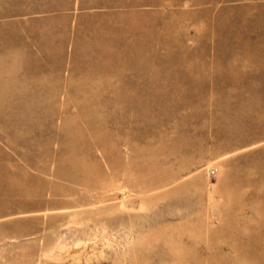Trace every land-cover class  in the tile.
Masks as SVG:
<instances>
[{
	"label": "rangeland",
	"instance_id": "rangeland-1",
	"mask_svg": "<svg viewBox=\"0 0 264 264\" xmlns=\"http://www.w3.org/2000/svg\"><path fill=\"white\" fill-rule=\"evenodd\" d=\"M0 264H264V0H0Z\"/></svg>",
	"mask_w": 264,
	"mask_h": 264
},
{
	"label": "built area",
	"instance_id": "built-area-1",
	"mask_svg": "<svg viewBox=\"0 0 264 264\" xmlns=\"http://www.w3.org/2000/svg\"><path fill=\"white\" fill-rule=\"evenodd\" d=\"M211 172H212V174H215L216 169H215V168H212V169H211Z\"/></svg>",
	"mask_w": 264,
	"mask_h": 264
}]
</instances>
